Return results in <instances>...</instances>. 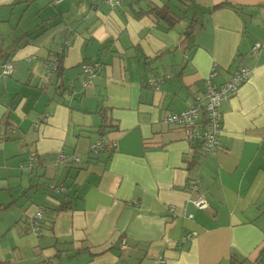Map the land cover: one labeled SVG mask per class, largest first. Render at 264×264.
<instances>
[{
  "label": "crops",
  "instance_id": "0c3cea01",
  "mask_svg": "<svg viewBox=\"0 0 264 264\" xmlns=\"http://www.w3.org/2000/svg\"><path fill=\"white\" fill-rule=\"evenodd\" d=\"M170 2L178 17L170 27L138 15ZM42 23L39 36L24 35ZM64 41L61 75L47 79L46 59ZM0 53V65L14 66L0 72V263L256 262L264 249V0H0ZM84 61L99 63L86 89ZM213 64L217 85L240 66L250 72L220 104L219 149L205 154L163 117L203 94ZM95 140L115 145L93 155ZM60 152L77 161L52 169ZM198 195L207 208L194 207ZM60 202L70 207L35 234L36 209Z\"/></svg>",
  "mask_w": 264,
  "mask_h": 264
},
{
  "label": "built area",
  "instance_id": "2783aa9c",
  "mask_svg": "<svg viewBox=\"0 0 264 264\" xmlns=\"http://www.w3.org/2000/svg\"><path fill=\"white\" fill-rule=\"evenodd\" d=\"M61 0H53L54 3H58ZM103 2L115 5L119 0H102ZM68 44V41H64L57 48V53H60L64 46ZM259 45L255 43L253 48H257ZM57 60L56 56H51L45 62V77L50 79L56 73ZM98 66L97 61H84L81 63V69L85 75L83 81V87L86 88L91 84V79ZM14 69L11 61L5 62L0 65V72L3 75H9ZM250 70L245 66H240L234 70L222 83L217 85L213 82V78L217 75L216 65H212L209 73L205 76L203 84L204 90L202 95L195 94L194 101L188 105L185 109L179 112H171L163 117V121L169 126L182 127L185 133V140L189 143L199 142L202 150L205 154H215L219 149V135L222 130V113L219 109L220 104L234 95L238 88L247 80ZM148 84L155 83L154 78H149ZM201 113V114H200ZM203 116L204 123L200 124L199 117ZM115 145L114 141L95 140L90 144L89 149L93 153L102 152L104 150L112 149ZM32 159V156H29ZM56 162H76V155H70L67 157L62 152L58 153ZM29 167L32 166L30 162ZM198 188V180H194L190 185V190L196 191ZM49 189L54 192H59L62 186L49 184ZM192 204L195 208L202 210L208 207V202L203 196L198 195L192 199ZM42 217V210L36 209L31 220V229L35 234H39L38 220ZM195 233H188L184 237L191 238ZM122 248L126 245L122 241ZM157 262L164 264V260L158 257ZM254 264H262L261 262H255Z\"/></svg>",
  "mask_w": 264,
  "mask_h": 264
},
{
  "label": "trees",
  "instance_id": "16d2710c",
  "mask_svg": "<svg viewBox=\"0 0 264 264\" xmlns=\"http://www.w3.org/2000/svg\"><path fill=\"white\" fill-rule=\"evenodd\" d=\"M62 1V0H61ZM119 2V1H118ZM59 3V2H58ZM118 5V3L116 4ZM168 7H164V6H161V7H158V6H152L150 5L148 10L147 11H143V12H140L138 13V15H141V14H146V13H149L151 17H153L156 21L158 20H162V21H165V23H167L168 27L172 26L177 20H178V17H174V14L171 15L172 13L168 11L167 9ZM197 19L195 17H192V19H190V21H188V25H187V31L185 33L186 36H190V34L193 32L194 28H195V25L197 24ZM43 24V23H42ZM38 25V27L36 26L33 30L31 31H28L26 32L24 35L28 37V39H34L36 38L37 36H39L42 32H44V30L46 29L45 28V24L43 25ZM17 46V45H15ZM20 46H23V45H20ZM65 47V46H64ZM64 49L60 52V53H57V51H53L52 54L50 55L51 56H56V60H57V65H56V76H55V81L59 79L60 75H61V59H62V54L64 53ZM4 55V53H2ZM1 55V53H0ZM50 57H48L47 59H49ZM46 59V60H47ZM5 62H8L7 59H5ZM99 64V63H98ZM98 67V66H97ZM83 72V71H82ZM96 74V70H95V73L94 75ZM93 75V77H94ZM92 77V78H93ZM85 79V78H84ZM84 81V80H83ZM92 81V79H91ZM51 85H56V82H53V83H49ZM91 85V84H90ZM89 85V86H90ZM88 86V87H89ZM82 87H83V82H82ZM87 88V87H86ZM85 88V89H86ZM102 110V109H101ZM98 111V113H100V115H102V120L105 119L102 111ZM204 123V120L202 119V121L200 122V124H203ZM100 129L102 130V128H104V125L102 124L101 126H99ZM98 132V134L100 135H103L105 134V132H103V130L100 132V130L96 131ZM19 138L18 140H20V142L22 141L21 140V136L17 137ZM94 142V141H93ZM193 145H196V146H201L199 142H195V143H192ZM90 147V146H89ZM88 151L90 153H92L93 155L97 154V153H93L89 148H88ZM103 152V151H102ZM63 153V152H62ZM99 153V152H98ZM58 154V153H57ZM57 154L55 155V158L57 156ZM65 154L67 157H69L70 155H67L66 153H63ZM29 156H32V159H29L28 161V164L33 161L35 159V154L34 153H30ZM55 158H54V162L55 163H61V164H67L70 162V161H65V162H56L55 161ZM32 163V162H31ZM73 163V162H72ZM33 165V164H32ZM32 167V166H31ZM49 187V186H48ZM68 207H70L69 205H67V203H64V202H60L59 204L55 205L54 207L52 206H41L40 209L42 210V217L38 220V226H39V235L41 233V228H44L45 226L50 228L52 227V224H53V219L55 217V214L59 211H62V210H65L67 209ZM260 257L259 258H256L253 260L256 261V262H261L262 264H264V249H261L260 251ZM245 260H239L237 259L235 256H230L229 258V262L228 264H244ZM0 264H4V263H0Z\"/></svg>",
  "mask_w": 264,
  "mask_h": 264
},
{
  "label": "rangeland",
  "instance_id": "374dc122",
  "mask_svg": "<svg viewBox=\"0 0 264 264\" xmlns=\"http://www.w3.org/2000/svg\"><path fill=\"white\" fill-rule=\"evenodd\" d=\"M175 3H176V2H170V4L168 3V7H169V8H168V11H169V12H173L174 6L176 5ZM179 8H181V7L178 6V10H179ZM180 10H181V9H180ZM173 13H175V12H173ZM12 64H13V63H12ZM50 165H51V168L53 169L54 166H56V165H60V166H61V165H63V164H61V163H57V164H53V163H52V164H51V163H50ZM49 167H50V166H49ZM59 183H60V182H59ZM59 183L57 182V184H59Z\"/></svg>",
  "mask_w": 264,
  "mask_h": 264
}]
</instances>
